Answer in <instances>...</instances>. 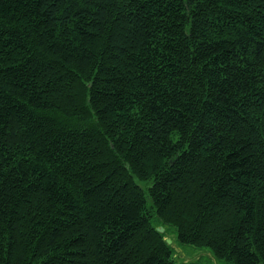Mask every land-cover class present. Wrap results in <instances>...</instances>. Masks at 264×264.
Instances as JSON below:
<instances>
[{
    "label": "trees",
    "instance_id": "trees-1",
    "mask_svg": "<svg viewBox=\"0 0 264 264\" xmlns=\"http://www.w3.org/2000/svg\"><path fill=\"white\" fill-rule=\"evenodd\" d=\"M171 228L264 264V0H0V264H182Z\"/></svg>",
    "mask_w": 264,
    "mask_h": 264
},
{
    "label": "rangeland",
    "instance_id": "rangeland-1",
    "mask_svg": "<svg viewBox=\"0 0 264 264\" xmlns=\"http://www.w3.org/2000/svg\"><path fill=\"white\" fill-rule=\"evenodd\" d=\"M156 221V217H152ZM165 230V229H164ZM168 238L174 248L176 259L182 264H224L209 249H198L191 245H181L173 228L169 229Z\"/></svg>",
    "mask_w": 264,
    "mask_h": 264
},
{
    "label": "water",
    "instance_id": "water-1",
    "mask_svg": "<svg viewBox=\"0 0 264 264\" xmlns=\"http://www.w3.org/2000/svg\"><path fill=\"white\" fill-rule=\"evenodd\" d=\"M158 230H159L160 232H163V231H164V227H158ZM167 242H168V243H171V239H170V238H167Z\"/></svg>",
    "mask_w": 264,
    "mask_h": 264
}]
</instances>
